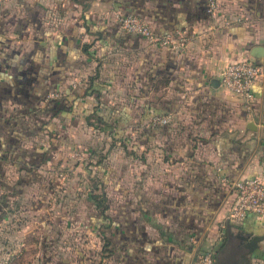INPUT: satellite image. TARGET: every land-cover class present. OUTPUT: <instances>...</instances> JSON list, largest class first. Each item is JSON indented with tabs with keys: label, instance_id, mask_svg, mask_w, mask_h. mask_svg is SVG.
<instances>
[{
	"label": "crops",
	"instance_id": "1",
	"mask_svg": "<svg viewBox=\"0 0 264 264\" xmlns=\"http://www.w3.org/2000/svg\"><path fill=\"white\" fill-rule=\"evenodd\" d=\"M80 1L50 0L48 24L49 11L39 5L44 0H0V153L7 152L9 131L36 125L13 121L4 130L7 118L30 111L31 104L19 100L11 105L15 93V99L38 98L39 77L49 73V66L50 83L54 87L61 81L67 90L69 69L77 63L85 88L88 77L97 75L88 91L95 97L98 90L99 103L92 105L99 112L112 110L101 101L108 90L131 108L140 99L149 117L169 116L157 132L146 123L142 199L121 202L110 214V260H101L98 250L90 264H193L195 254L207 247L214 250L212 264H264V213H247L233 222L224 218L233 179L256 175L264 182V0H214L211 14L204 0ZM127 12L140 15L154 35L182 34L185 42L170 48L119 30L112 17ZM240 60L261 69L248 110L218 81L226 63ZM44 123L41 128H49ZM7 175L0 169V193ZM5 221L0 220L1 245L8 232ZM220 221L224 233L217 239ZM236 234L244 236L239 242L248 248L236 250ZM14 236L19 246L10 253L13 264H30L24 260L26 235L16 230ZM228 238L232 244L217 259Z\"/></svg>",
	"mask_w": 264,
	"mask_h": 264
},
{
	"label": "rangeland",
	"instance_id": "2",
	"mask_svg": "<svg viewBox=\"0 0 264 264\" xmlns=\"http://www.w3.org/2000/svg\"><path fill=\"white\" fill-rule=\"evenodd\" d=\"M39 5L42 9L49 11L48 14L50 13V0H44ZM116 15L118 16V14H114L112 18L116 22L117 28L124 31L120 27ZM46 20L50 24V14ZM103 20L105 24L106 15ZM60 67V65L55 66L54 72L58 73ZM47 69L48 74L42 73L47 77H39L41 79L39 89L41 90L38 92V98L22 97L15 99L17 95L15 93V96L12 95L14 98L10 99L13 102L11 105H14L13 100L31 104L29 113H19L15 117L12 115L6 119L7 125L4 124L6 127H2L8 131L14 123L13 121L34 120L36 125L33 128L38 130L39 127L41 128V122L45 121L44 125H50L49 128H46L50 130V134H45L44 139L40 142L34 141V148L23 152V156H18L19 159L25 160L26 165L23 169L25 174L21 175L18 184L15 185L20 194L13 197L12 205L5 208L6 216L3 215L0 219H6L5 228L8 230L7 233L3 234L6 241L2 245L0 244V255L3 254L0 256V264L14 263V261L12 262L14 259H11L13 254L10 253H15L19 246V238L14 236L16 230H21L26 235V237L23 236L22 240L26 247L27 244L29 245V250H27V256L24 260L30 264H43V262L50 264V261L53 264H61L60 261L56 262L57 258L51 257L50 246L52 248L53 245H62L63 250L71 248L73 253L76 251L75 253L79 255L82 264H90V257L98 255L99 238L96 229L98 222L97 220L94 221V214L87 202L85 200L80 202L84 197L88 183L85 177L87 170L82 168L83 163H86L87 160L92 161L87 166L90 175L95 176L96 174L98 176L108 195L110 214L117 213L118 205L121 202L134 201V199L138 202L142 199V174L147 170L145 161L147 159L146 156L144 159L143 156L140 157V151L144 149L145 155H147V149L144 147L145 142L148 141L146 123H149L150 120V123L154 124V131H158L155 124L157 121L153 119L154 115L149 117V120L147 119L140 99H135L136 102L138 101L137 106L131 108L130 104L126 103L125 98L117 101L115 97L112 98L113 96L109 95L108 90H103L101 101L107 103V111L112 109V116L115 119V122L112 120L113 131L117 138L103 153L110 141L109 130H106L104 126L101 128L86 127L82 118V115L89 111L95 99L93 93L85 88L86 81L82 77L81 67H78L77 63H72L69 69L67 90H62L61 81L53 87L49 78L52 67L49 66ZM42 72L46 71L42 69ZM30 83L27 82L26 84L30 85ZM83 91L88 92V94H82ZM19 101H16L18 105ZM114 101L118 102L116 106H114ZM11 118H16V120ZM43 129L45 131V128ZM93 149L98 154H91L90 151ZM130 149L133 150V153L128 151ZM99 153H103V156L97 164L95 162ZM29 162L34 165H29ZM5 168L6 164L2 163L0 169L8 172L9 169ZM89 182H91L90 178ZM66 184L67 186H65ZM134 188L137 189L134 190ZM55 189L65 191L68 195L79 193L76 207L74 206V198L69 199L66 196L60 208L59 200H56ZM132 191L136 192L129 194ZM16 209H20V212ZM57 225L63 226V232H54L53 228ZM110 232V230L107 231L109 234ZM53 239L57 243L53 242ZM81 239H84L81 246L82 250L78 251L73 245ZM77 247L79 246L77 245ZM7 248L8 250H6ZM46 254L48 257H45Z\"/></svg>",
	"mask_w": 264,
	"mask_h": 264
},
{
	"label": "trees",
	"instance_id": "3",
	"mask_svg": "<svg viewBox=\"0 0 264 264\" xmlns=\"http://www.w3.org/2000/svg\"><path fill=\"white\" fill-rule=\"evenodd\" d=\"M78 3L81 4V1L78 0ZM137 16L140 17V15H137ZM85 46H87L86 43H84V47ZM96 77H97L96 74L88 77L86 87L88 86L90 87L92 84V80H94ZM95 92L96 93H95L94 99L98 101L99 103V99L97 97L99 94L98 90ZM94 107L95 105H92L90 110L84 115H82V118L84 119V125L86 127L91 126L94 128H100L102 126H105L106 130H109L108 136L110 138V141L105 151H103L104 153L108 150L112 142L117 139L113 131V124H112V120L115 122V119L112 116V110L111 111L108 110L109 111L108 113H102V112H99ZM145 115L146 117H148L147 119L149 120V114H145ZM148 122H150V120ZM155 124H156V127L159 126L158 125L159 122H156ZM43 130H44L43 128L38 129L36 131L31 128H29L28 130L26 129L16 130L15 129L14 131H9L7 135L8 139L6 138V141H5L6 145H8L7 152L5 151L4 153H0V155L2 156L1 159H4V161H1V163L6 164V168L9 169L6 179L1 184L2 185L1 189H3V186H4V191L0 193V218H2L3 215L6 216L5 208L8 207V205H11V203H13L14 201L13 197L20 193L17 190V187H15V185L18 184V181L20 180L21 175L25 174V171H23V169L25 168L26 163L25 161L18 159L16 156L22 155V153L26 152L27 150H31L30 148L33 147L32 145L34 144L35 138H38L39 136L42 137L44 134H47V135L50 134L49 129L45 128V131ZM18 140L20 142L17 143ZM120 142L123 144L122 141ZM15 149H17L16 154H13V151ZM128 151L130 153H133L132 149ZM90 153L98 154V152L96 153L95 149L91 150ZM103 153H99L98 159H96L95 163L98 164L100 162V158L101 156H103ZM88 156H91V155H88ZM142 156H143V159L146 156L144 149L140 151V157ZM91 162L92 161L87 160L86 163H83L82 165V168H86L87 170L85 177L88 183L86 185V189H85L86 192L84 193V197L80 200V202L84 200L87 202V205L91 209V212L94 214V221L96 222L97 220L98 222L96 223V226H97L96 229L98 231V238L101 240V246L99 250L102 252V254L100 255V257L102 256L101 260L109 261L111 257V249H110L111 241H110V237L107 235L108 234L107 231H109L110 221H111V215L108 211L110 207V202H109L108 195L103 189V184L101 183L98 176L96 174L95 176L90 175L89 173V169L87 166L91 164ZM29 165H34V164L29 162ZM89 178L91 179V182H89ZM65 186H67V184ZM28 192L31 193V191H28ZM55 193H56V198H57L56 200L57 201L59 200L58 203H59L60 208L62 206L63 199L66 196H68L69 199L74 198L75 200V201L73 200L74 206L75 204L78 203L79 193L77 194L73 193L72 195H68L67 192L58 191L57 189H55ZM59 195H60V198H59ZM53 229H54V232L57 231V233L63 232V226H60V225H57ZM83 241L84 239L79 240L77 244L73 245V247L77 249L78 251L82 250L81 246H82ZM53 242L57 243L55 239H53ZM77 245L79 247H77ZM62 248H63L62 245H53L52 248L50 246L51 257L57 258L56 262L60 261V263L63 264L64 261H66L64 264H82L80 261L79 255L75 253L76 251L73 253V251H71V248L68 250H63ZM45 257H48V254H46ZM43 264L45 263L43 262ZM50 264H53V262L50 261Z\"/></svg>",
	"mask_w": 264,
	"mask_h": 264
},
{
	"label": "built area",
	"instance_id": "4",
	"mask_svg": "<svg viewBox=\"0 0 264 264\" xmlns=\"http://www.w3.org/2000/svg\"><path fill=\"white\" fill-rule=\"evenodd\" d=\"M205 10L212 13L214 0H204ZM120 27L125 32L144 36L150 43L176 48L185 42L182 34L154 35L143 20L132 13L117 16ZM260 65L240 60L226 63L220 70L219 84L234 96L238 97L244 108L249 109L252 99L251 86L260 74ZM168 115H155L153 119L159 123L168 121ZM232 199L224 218L227 221H239L247 213H264V182L256 175L241 176L231 181ZM224 221L218 223L217 239L223 236ZM213 248L200 250L194 257L193 264H212Z\"/></svg>",
	"mask_w": 264,
	"mask_h": 264
},
{
	"label": "water",
	"instance_id": "5",
	"mask_svg": "<svg viewBox=\"0 0 264 264\" xmlns=\"http://www.w3.org/2000/svg\"><path fill=\"white\" fill-rule=\"evenodd\" d=\"M250 123H251V125H250ZM255 125H254V123H253V121H248V124H247V127H249V128H251V129H254L255 127H254ZM244 238V236L243 235H241V234H236L235 235V239H238V241L235 243V246H236V250H240V249H242L243 247H249V244L247 243H241V242H239V241H241L242 239ZM232 242L233 241H230V238H228L227 240H226V242H225V244L223 245V247L220 249V251L216 254V258L217 259H219V256H220V254L223 252V250H225L226 248H229V245H230V243L232 244ZM241 254V253H240Z\"/></svg>",
	"mask_w": 264,
	"mask_h": 264
}]
</instances>
